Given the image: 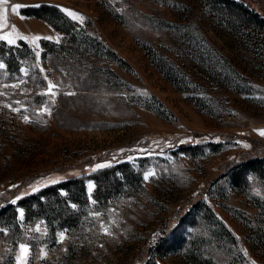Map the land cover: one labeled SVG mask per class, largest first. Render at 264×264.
Wrapping results in <instances>:
<instances>
[{"label":"rangeland","instance_id":"1","mask_svg":"<svg viewBox=\"0 0 264 264\" xmlns=\"http://www.w3.org/2000/svg\"><path fill=\"white\" fill-rule=\"evenodd\" d=\"M0 39V207L67 182L0 264H141L163 230L156 264H264V162L219 171L263 154L264 0H0Z\"/></svg>","mask_w":264,"mask_h":264},{"label":"trees","instance_id":"2","mask_svg":"<svg viewBox=\"0 0 264 264\" xmlns=\"http://www.w3.org/2000/svg\"><path fill=\"white\" fill-rule=\"evenodd\" d=\"M46 11H49V14L47 16H50V18H55L57 16L58 17H64L60 12H58V10L56 8H52L50 7V9L46 8ZM28 14L34 13L35 15L38 16H45L48 12H33L32 10H27L25 11ZM255 15V14H254ZM2 43H4V41L2 39H0V61L3 62V68L7 71L12 70V69H17L16 66V62L13 59L12 54L14 55L13 49L15 48L14 45L12 44H7V46L2 45ZM20 44H23L24 42H22L21 40L18 42ZM42 44L45 42H41ZM5 44V43H4ZM4 47H7L8 51L5 50ZM6 51V52H5ZM12 53H11V52ZM210 142V141H208ZM264 144H261L260 147H257L260 151H263L262 155H257L255 153H250L247 154L245 156H242L241 153L238 156L237 159L230 161L229 163H226L222 166V168L219 170L220 173H226L228 170H233L234 171V175L235 173L240 174L241 171L245 170L246 168H252L254 170H256V167H260L263 166V162H264ZM117 166L116 164H113V168ZM95 171L92 172H86L85 174H78L76 177H74L72 182L75 185H79L80 186V181L83 178L82 176H91L93 177V173ZM67 182L64 181H58L55 183H51L49 186H46L45 189L41 190L39 193L37 191V193H31L28 195H22L16 198L15 203H9L7 202L5 205L0 207V224H11L15 222V208L16 205H20L23 207V211H24V218L29 219L32 216H36L38 214H42L46 219L49 217V213H53V214H58V217L63 218V216H59L62 211V205H59L58 208H51V207H46L44 206V200H42L41 198L45 197V195L47 194V192L52 193V195H55L56 198L58 199H62L59 197L58 192L56 191L57 188L59 187H64L66 185ZM80 189V188H79ZM63 200V199H62ZM32 203H34L35 207L37 208H31ZM195 202L192 203V205ZM57 217V218H58ZM181 217H179V219L181 220ZM48 221V220H47ZM62 223V222H61ZM162 233L165 235L166 231H162ZM161 236L160 239L156 240L152 246L148 247L149 250V256H147V259H145L141 264H156V260H155V256H160L161 254L166 252V247L164 246V239L165 237H167L168 235L165 236ZM173 236V235H172ZM172 238V237H171ZM153 248L154 250L152 252H150V249ZM214 264V263H213Z\"/></svg>","mask_w":264,"mask_h":264},{"label":"snow or ice","instance_id":"3","mask_svg":"<svg viewBox=\"0 0 264 264\" xmlns=\"http://www.w3.org/2000/svg\"><path fill=\"white\" fill-rule=\"evenodd\" d=\"M15 7H20V6H15ZM66 11H67V10H66ZM69 15H72V13L69 12ZM51 87H53V86L50 85V88H49L50 91H51ZM260 131H261V134L264 135V130H260ZM22 248H23V246H22ZM24 251L26 252L27 250L24 249Z\"/></svg>","mask_w":264,"mask_h":264}]
</instances>
